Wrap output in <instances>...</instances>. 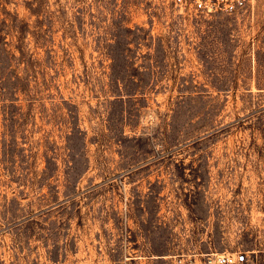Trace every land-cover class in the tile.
<instances>
[{"label": "rangeland", "instance_id": "obj_1", "mask_svg": "<svg viewBox=\"0 0 264 264\" xmlns=\"http://www.w3.org/2000/svg\"><path fill=\"white\" fill-rule=\"evenodd\" d=\"M264 264V0H0V264Z\"/></svg>", "mask_w": 264, "mask_h": 264}, {"label": "built area", "instance_id": "obj_2", "mask_svg": "<svg viewBox=\"0 0 264 264\" xmlns=\"http://www.w3.org/2000/svg\"><path fill=\"white\" fill-rule=\"evenodd\" d=\"M179 6L189 11L229 13L241 8L244 0H176ZM248 249L206 252L195 260L190 256H178L175 264H255Z\"/></svg>", "mask_w": 264, "mask_h": 264}]
</instances>
